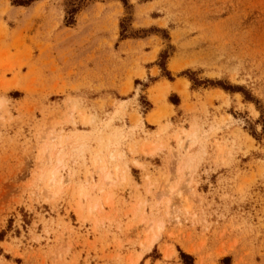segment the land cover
I'll use <instances>...</instances> for the list:
<instances>
[{"label":"rangeland","instance_id":"374dc122","mask_svg":"<svg viewBox=\"0 0 264 264\" xmlns=\"http://www.w3.org/2000/svg\"><path fill=\"white\" fill-rule=\"evenodd\" d=\"M189 262L264 264V0H0V264Z\"/></svg>","mask_w":264,"mask_h":264},{"label":"trees","instance_id":"16d2710c","mask_svg":"<svg viewBox=\"0 0 264 264\" xmlns=\"http://www.w3.org/2000/svg\"><path fill=\"white\" fill-rule=\"evenodd\" d=\"M33 1H36V0H11L12 4H14V5H18V6H19V5H20V6H26V5H29V4H30L31 2H33ZM124 3H125V2H124ZM76 10H77V9L74 8V9L72 10V12H74V11H76ZM162 67H163V65H162ZM163 69H164V68H163ZM217 85H219L220 87H222L225 91H230V92H242L246 100L253 101V99H252L248 94H246V92H244L243 88L240 87V86L222 85L221 83H217ZM180 254H181L182 258H188V259H191V256H189V255H187V254H185V253H183V252H180ZM223 260H224V261H225V260H228V258L226 257V258H224ZM188 264H190V262H189Z\"/></svg>","mask_w":264,"mask_h":264},{"label":"bare ground","instance_id":"6f19581e","mask_svg":"<svg viewBox=\"0 0 264 264\" xmlns=\"http://www.w3.org/2000/svg\"><path fill=\"white\" fill-rule=\"evenodd\" d=\"M160 115H161V114H160ZM150 120H151L152 122H154L156 119H154V118H151Z\"/></svg>","mask_w":264,"mask_h":264}]
</instances>
